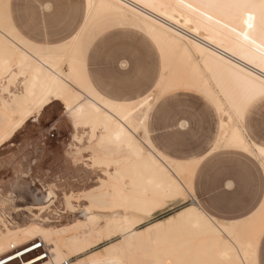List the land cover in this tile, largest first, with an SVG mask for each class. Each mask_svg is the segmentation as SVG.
<instances>
[{"label": "bare ground", "instance_id": "bare-ground-1", "mask_svg": "<svg viewBox=\"0 0 264 264\" xmlns=\"http://www.w3.org/2000/svg\"><path fill=\"white\" fill-rule=\"evenodd\" d=\"M91 2L96 7L90 11L86 0V16L80 31L57 46L43 47L21 38L10 25L6 11L7 29L0 21V142L14 137L27 122L36 120L46 106L58 102L67 111L75 133L84 129L90 140H97V148L112 149L92 159V166L104 167L100 185L92 190L101 192L65 196V205L72 210L77 207L72 200L84 202V219L78 221V229L95 230L104 220L106 236H120L121 245L143 250L146 264H256V247L264 229V200L251 217L233 224L209 218L194 202L140 230L135 226L142 218L133 217V213L148 215L162 206L164 199L181 196L186 180L181 183L180 175L186 173L191 178L194 171V164L160 156L148 140L145 122L159 95L179 88L203 94L221 117L217 148H233L248 154L253 146L258 148L248 141L241 125L243 114L235 111L233 103L242 98L246 87L259 86L264 79V31L259 17L255 30H249L245 17L227 8L210 6L227 0ZM100 13L127 14L128 21L154 41L163 61L156 93L135 103L119 104L92 90L85 76L84 58L73 54L81 34ZM140 129L143 142L137 139ZM121 152L125 155L121 156ZM95 209L118 210L98 213ZM39 233L42 240L50 243L47 264H61L69 261L68 253L82 254L87 250L88 244L82 241L81 234L88 232L65 236L63 230L45 228ZM28 236L19 225L5 227L0 232V253L6 247L36 239H27ZM162 241L168 246L157 250ZM176 253L181 256L172 259ZM106 256L117 255L108 251ZM93 262L99 264V257L90 255L70 264Z\"/></svg>", "mask_w": 264, "mask_h": 264}, {"label": "rangeland", "instance_id": "rangeland-1", "mask_svg": "<svg viewBox=\"0 0 264 264\" xmlns=\"http://www.w3.org/2000/svg\"><path fill=\"white\" fill-rule=\"evenodd\" d=\"M3 1L0 0L4 5L0 8L1 26L7 29L8 11L15 26L29 39L39 43L66 40L83 20L84 0ZM128 19L124 13L98 14L81 34L73 54V57L84 58L86 73L99 93L117 101H134L149 92L156 93L154 86L160 70L159 54L152 41L142 32L127 27L135 26ZM262 111L257 101L244 114L241 124L246 137L258 144L264 143ZM218 119L219 115L211 103L201 93L189 89L160 95L152 105L145 128L153 145L170 159L192 157L197 163L193 165L191 178L186 173L180 175L181 183L187 181L182 184L185 189L181 196L164 199V204L148 215L133 213V217L142 218L135 226L136 230L192 206L189 193L221 223L241 217L257 205L262 196L263 172L255 159L226 150L214 151L201 159L220 134ZM75 132L67 111L54 102L46 106L36 120L27 122L14 137L0 142V213L17 222L10 226L2 224L0 232L7 226L19 225L25 228L26 236H31L27 239L40 240L48 252L50 243L40 238L39 232L43 229L63 230L65 236L88 232L81 234L82 241L88 244L87 250L82 254L68 253L70 263L93 255V258L99 257V264H146L147 256L143 250L121 245L120 236H106L104 220H100L95 230L78 229V221L84 219L85 213L81 211L84 202L72 200V204L77 206L75 210L66 207V195L91 193L100 185L104 167L92 166V159L94 155L102 156L112 151L110 148H97V140H90L86 130L79 128ZM137 139L144 141L141 129ZM120 155H125V152ZM99 192L101 190L93 193ZM117 210L95 209L98 213ZM56 215L59 221H37L46 217L53 221ZM30 242L6 247L0 256L23 246L17 250L20 251ZM162 243L157 244V250L168 246L165 241ZM108 251L117 256L107 257ZM180 256L176 253L172 259ZM259 264H264V235L259 246Z\"/></svg>", "mask_w": 264, "mask_h": 264}, {"label": "crops", "instance_id": "crops-1", "mask_svg": "<svg viewBox=\"0 0 264 264\" xmlns=\"http://www.w3.org/2000/svg\"><path fill=\"white\" fill-rule=\"evenodd\" d=\"M7 15H8V20H9V23H10V25L12 26V28L16 31V33L21 37V38H23L24 40H26L27 42H30V43H32V44H36V45H39V46H57V45H62V44H64V43H66V42H68L69 40H71L79 31H80V29H81V27H82V25H83V23H84V20H85V16H86V0H84V15H83V20H82V22H81V24L79 25V27H78V29L75 31V33H73L69 38H67L66 40H64V41H59V42H55V43H39V42H35V41H33V40H31V39H29L25 34H23L16 26H15V24L13 23V21H12V19H11V17H10V15H9V13H8V11H7ZM127 27H130V28H134V29H136V30H138V31H140V32H142L145 36H147L151 41H152V43H153V45L155 46V48H156V50H157V52H158V54H159V66H160V70H159V76H158V78H157V80H156V82H155V88H156V86H157V84H158V81H159V79H160V76H161V71H162V58H161V53H160V50L158 49V47L156 46V44L154 43V41L143 31V30H141V29H139V28H137V27H133V26H127ZM84 72H85V76H86V79H87V81H88V83H89V85H90V87L92 88V90L98 95V96H100L101 98H103V99H105V100H108V101H110V102H115V103H119V104H130V103H135V102H138V101H140V100H142L143 98H145L146 96H148V95H150V94H152V93H154V92H149V93H147V94H145V95H143V96H141L140 98H138L137 100H134V101H117V100H113V99H110V98H107V97H105V96H103L102 94H100L99 93V91L92 85V83H91V81H90V79H89V77H88V75H87V73H86V70H85V67H84ZM179 89H187V88H179ZM174 90H177V89H174ZM174 90H170V91H168V92H171V91H174ZM189 90H192V89H189ZM193 91H195V90H193ZM168 92H165V93H168ZM197 92V91H196ZM165 93H163V94H165ZM163 94H161V95H163ZM203 95V94H202ZM160 96V95H159ZM158 96V97H159ZM204 96V95H203ZM158 97L157 98H155V100L153 101V103H152V105L155 103V101L158 99ZM205 97V96H204ZM210 103H211V105L214 107V109H215V111L217 112V114L219 115V119H218V124H217V126H218V129H219V131H220V134H221V117H220V114L218 113V111H217V109H216V107L214 106V104L207 98V97H205ZM152 105H151V107H152ZM151 107H150V109H151ZM150 109H149V111H150ZM148 111V112H149ZM245 114V113H244ZM244 114H243V118H244ZM243 118H242V121H243ZM244 130V129H243ZM146 133H147V137H148V140H149V142H150V144H151V146L154 148V150L160 155V156H162L163 158H166L167 160H170V161H173V162H179V163H183V164H195V163H197L196 162V160H195V158H187V159H185V160H173V159H170V158H168V157H166L165 155H163L154 145H153V143H152V141H151V139H150V137H149V133L147 132V130H146ZM244 133H245V131H244ZM220 134L218 135V137H217V139L215 140V144L213 145V147H211V149L210 150H208L204 155H203V157L201 158V159H203L204 157H206L207 155H209L210 153H212V152H214V151H218V150H226V151H233V152H237V153H241V154H245V155H247V156H249V157H251V158H253V159H255L252 155H250V154H248V153H246V152H243V151H241V150H238V149H233V148H217V146H218V141H219V137H220ZM246 135V134H245ZM248 139V138H247ZM248 141H250L252 144H254V145H256V146H258L259 147V145L260 144H258V143H255L254 141H252V140H250V139H248ZM201 159H199V160H201ZM256 160V159H255ZM257 162H258V160H256ZM259 163V162H258ZM259 165H260V167H261V170H262V172H263V189H262V196H261V198H260V200L258 201V203H257V205L255 206V207H253V208H251V209H248V211H247V213L246 214H244V215H242L241 217H238V218H235V219H232V220H230V221H228L227 223L228 224H233V223H237V222H241V221H244V220H247L249 217H251L257 210H258V208L261 206V204H262V202H263V200H264V169L262 168V166H261V164L259 163ZM246 180V179H245ZM243 181H244V179H243ZM189 196L191 197V199H192V201L195 203V205L206 215V216H208L209 218H211V219H213V220H216V221H218L219 222V220L218 219H216L215 217H213V216H211V215H209L205 210H204V208L200 205V203H199V201L196 199V198H194V197H192V195L191 194H189ZM250 208V207H249ZM263 235H264V229H263V231L261 232V234H260V236H259V239H258V243H257V247H256V264H259V246H260V241H261V238L263 237Z\"/></svg>", "mask_w": 264, "mask_h": 264}, {"label": "snow or ice", "instance_id": "snow-or-ice-1", "mask_svg": "<svg viewBox=\"0 0 264 264\" xmlns=\"http://www.w3.org/2000/svg\"><path fill=\"white\" fill-rule=\"evenodd\" d=\"M148 6L150 5L145 4V7ZM210 6L227 8L245 17L244 23L249 30H255V21L257 17H259L261 30L264 31V0H258V2L257 0H227L224 4ZM2 7H4V5L0 3V8ZM94 7H96V5L89 0V10L91 11ZM244 38L247 40L249 35L246 33ZM257 101L260 102V107L264 110V79H262L259 86L250 84L246 87L242 94V98L233 103V108L237 113L244 114L249 111ZM69 112L71 113V108H69ZM71 114L75 119V114ZM262 116H264V111H262ZM244 150L249 151L248 148ZM249 154L255 156L260 161L261 165L264 166V143H261L258 148L253 146V150L250 151ZM0 264H5V261L0 259ZM93 264H96V262H93Z\"/></svg>", "mask_w": 264, "mask_h": 264}, {"label": "built area", "instance_id": "built-area-1", "mask_svg": "<svg viewBox=\"0 0 264 264\" xmlns=\"http://www.w3.org/2000/svg\"><path fill=\"white\" fill-rule=\"evenodd\" d=\"M53 217V216H52ZM55 219L53 221H49V218L46 217L45 220L38 218L37 221L41 223H52L59 221L57 218H59L58 215L54 216ZM17 222L13 221L10 216L6 214H1L0 213V226L3 228L2 224L4 225H11V224H16ZM27 247L24 249L17 251L20 247L11 249L9 252L3 254L0 256V259H3L5 261V264H15L16 261H18V264H47L49 261V252L47 249V246L41 242L40 240H34L30 242ZM26 252L25 254H22ZM26 260L22 259L23 257H27ZM16 257L15 259H13ZM61 264H70L69 261H65Z\"/></svg>", "mask_w": 264, "mask_h": 264}]
</instances>
